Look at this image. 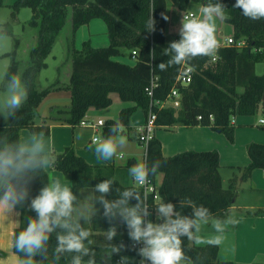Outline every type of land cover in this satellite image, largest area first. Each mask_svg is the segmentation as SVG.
<instances>
[{"label": "trees", "instance_id": "obj_1", "mask_svg": "<svg viewBox=\"0 0 264 264\" xmlns=\"http://www.w3.org/2000/svg\"><path fill=\"white\" fill-rule=\"evenodd\" d=\"M177 1L180 8L186 9L190 3H203L207 0ZM211 2H220L226 6L230 18L224 21L233 24L237 42L219 47L214 55L217 56L216 60H213L214 56H202L188 63L194 68L193 79L189 84H183L177 81L183 64L169 67L166 71L158 68L160 63L169 59L163 54V50L170 42L180 39L177 34L173 40H167L168 19L163 18L167 16V0H15L11 4L12 19H17L21 7H30L33 11L30 22L37 27L39 39L31 49L30 58L25 66L18 56L19 38L15 39L13 50L7 53L12 57L7 72L9 75L21 74L28 85L29 94L26 103L17 112L16 120L7 122L8 128L0 116V135L6 134L10 139H15L20 137L22 128H28L32 132L50 133V125L37 124L35 121L38 107L52 90L67 88L72 91L71 105L54 107L52 118L55 120L77 125L90 108L101 109L111 105L113 103L111 94L116 92L124 102L134 103L131 106H124L119 114V122L128 128V131L132 128V115L141 108L146 120L150 112L156 113V128L209 125L215 131L224 133L230 140H234L233 117L236 114H256L260 108H264V74L256 72V64L264 60V20L253 21L244 17L239 8L233 7L236 0ZM4 5L5 1L0 0V9ZM150 16L155 20V31L151 32L146 30V22ZM69 18L72 21V33L68 40L70 82L65 83L60 78L62 67H59L58 78L47 86L42 85L40 73L47 67V58ZM94 18H102L106 22L110 44L94 47L90 40H86L82 47L78 48L76 46L78 29ZM4 29L8 34H13L12 23L8 22ZM241 40H245L246 45H238ZM126 48L130 50L131 55L133 50L138 52L133 64L117 59L124 54L123 50ZM152 84L153 93L150 95L147 87ZM174 87L179 91L181 105L160 106L158 102L164 101ZM114 123L106 121L104 136L108 135L109 128ZM249 153L252 162L246 167H240L243 179L252 176L254 169L264 168V144L252 142L249 145ZM57 155L58 164L55 168L72 177V191L77 196L82 188H93L95 184L108 178H115L116 181L108 199L117 198L115 188L133 186L118 180L113 164H92L72 146L66 147ZM147 160L149 166L156 160L161 161L160 169L152 177L156 181V177L162 175L159 186L161 199L176 205L175 210L180 211L182 215H192L190 208H180L179 202L185 198L209 208L216 217L223 218L226 213L230 214L238 192L239 176H233L229 187L224 188L218 150H187L165 156L160 139L154 135L148 145ZM137 162L139 161L131 159L129 165ZM46 183L45 174L33 180L28 203L39 194ZM131 203L135 204L136 201L133 199ZM17 209L20 211L21 219L14 234L27 226L29 216H36L34 211L28 209L27 204L24 207L18 206ZM262 212L264 213V210L246 211L249 215L263 214ZM114 223L118 235L110 243L114 245L123 243L128 250L112 254L110 261L106 258L101 259L106 249L102 233L110 227L107 219L103 217L102 208L86 226L93 233L92 247L97 252V264H116L121 255H138L137 248L132 247L133 241L128 236L126 226L119 219ZM183 240L186 254L193 259L197 256L204 258L203 264H234L232 260L220 259L219 246H197L186 238ZM56 243L54 233L49 241V253ZM35 259L39 261L42 257L37 256ZM60 264H67V260L62 259Z\"/></svg>", "mask_w": 264, "mask_h": 264}, {"label": "clouds", "instance_id": "obj_2", "mask_svg": "<svg viewBox=\"0 0 264 264\" xmlns=\"http://www.w3.org/2000/svg\"><path fill=\"white\" fill-rule=\"evenodd\" d=\"M234 8H239L244 17L257 21L264 20V0H236ZM165 20L167 16L163 17ZM226 6L220 2L202 4L197 12L183 14L179 29L180 39L169 43L163 54L169 59L158 65L166 71L174 65L188 64L197 57L214 56L219 47L217 40V21L229 19ZM147 31H155L152 16L146 22ZM10 37L0 27V42L7 44ZM154 58V51L152 53ZM5 83L0 94V116L7 123L16 120L17 112L28 99V85L20 74L4 73ZM79 138V137H78ZM128 144L125 127L119 122L110 126L107 136L94 135L91 144L98 160L109 161L123 158L121 151ZM58 164V155L50 137L44 131L31 132L27 136L10 139L0 135V214L10 216L17 207L27 204L29 210L36 213L28 217L27 226L14 234L12 250L15 249V264H97V252L93 233L85 225L89 224L103 209V217L110 227L103 231L106 249L101 259L111 260L112 254L128 250L121 243L110 242L118 235L115 221L119 219L127 228L133 241L132 247L142 245L137 254L140 264H203L197 256L187 255L183 246L186 238L197 246L217 247L223 243L228 226H234L238 220L231 214L223 218L213 215L204 205H197L191 199L180 200V208H190L191 216L176 211V205L160 199L155 202L157 220L154 223L146 219L151 215L146 193L140 189L147 185L150 176H155L161 167L156 160L150 166L146 160H140L128 169L133 186L115 188L116 199H108L116 183L115 178L104 179L91 188L89 194L78 198L65 178L50 175V169ZM47 176V183L39 194L29 201L30 185L41 175ZM83 192V191H81ZM143 193V195H142ZM136 203L132 204L131 201ZM83 221V224L81 223ZM211 225L212 233L202 235V229ZM55 233L56 245L49 253V241ZM41 256V260L35 257ZM87 258V259H85ZM116 264H130L128 256L121 255Z\"/></svg>", "mask_w": 264, "mask_h": 264}, {"label": "crops", "instance_id": "obj_3", "mask_svg": "<svg viewBox=\"0 0 264 264\" xmlns=\"http://www.w3.org/2000/svg\"><path fill=\"white\" fill-rule=\"evenodd\" d=\"M93 23L95 26L94 29H96V26L102 27V23H100L97 18H94L89 23L82 25L85 26V28L90 26V32L86 31V35L82 36L81 41H85L86 39H90V41L93 40V38L90 37V33L92 32L91 25ZM104 33H106L103 38L104 42L99 43H108L106 44L107 46L110 44V37L106 22L104 25ZM132 60L133 62L131 64H133L136 59ZM70 77V67L64 73L61 71L60 78L65 83L70 82ZM40 82L44 85L41 80ZM59 94L62 93L60 91H54V93H49L44 97L38 107L35 119L37 124L50 125V133L46 134V136L51 138L56 153H61L66 147L72 146L80 155L92 164H112L111 161H102L97 159L94 152L95 145H92V147L89 148V145L91 144V137L94 135H104V127L100 126L97 132L96 129L92 127L73 125L52 118V109L54 107L70 106V104L68 106L61 104ZM111 96L114 101L118 98L117 96H119V94L114 92ZM120 102L121 108L119 110V114L124 106L134 105L133 102H124L121 98ZM49 108L51 112H49ZM99 111L100 109L92 107L86 114V117L91 120H98L99 118H102L97 115V112ZM256 114H236L233 117V123L235 124L234 140H230L226 134L215 131L209 125H176L172 128L164 127L167 129L162 131H157L158 127L155 132V135L161 141L162 152L165 156H172L187 150H218L220 153L221 164L220 173L223 179L224 188L229 187L233 176H239L237 196L230 211V214L234 215V217L238 220V223L234 226L230 225L227 227V230L224 233L223 243L219 245L220 259L232 260L234 264H264V213L262 212L263 214L260 213L256 215H249L246 213L248 210H264V168L258 167L254 169L252 176L248 179H243L241 177L242 170L240 169V167H246L252 162V158L249 153V145L252 142L264 144V122L261 121L264 117L256 119ZM145 121L146 118L144 113H142L141 119H138L137 122L132 118V128L128 131L130 138H136V128ZM31 132L32 131L28 128H22L20 130V136H27ZM113 159L115 160V158ZM118 159H125L127 162L131 160V158L124 152L123 158ZM121 166L126 165L122 164ZM120 171L121 169L119 168L116 175L120 182L126 185L134 183L131 181H122V173ZM51 174L55 177H64L66 182L72 188L73 182L70 175L64 174L55 167L50 169V175ZM161 180L162 175L159 174L156 177V183L158 186H160ZM226 181L227 185L225 184ZM88 191L89 190L82 188L78 194V198L81 194L82 198L87 196L90 192ZM20 219L21 214L18 209H16L10 216L0 214V264H4L8 261H12L13 264H15L16 257L14 249L12 250V241L14 230L20 224ZM153 222L160 223V220L154 218ZM208 226L210 229L211 225ZM210 233H212V231H203L202 235H208Z\"/></svg>", "mask_w": 264, "mask_h": 264}, {"label": "rangeland", "instance_id": "obj_4", "mask_svg": "<svg viewBox=\"0 0 264 264\" xmlns=\"http://www.w3.org/2000/svg\"><path fill=\"white\" fill-rule=\"evenodd\" d=\"M5 5L2 6L0 9V27L5 28L8 24V22L12 23L13 28V34H8L10 37L9 42L7 44H4L0 42V94L3 93L2 86L5 83L4 73L5 71H8L11 63H12V57L7 55L8 52L12 51L15 45V39H20V46H19V59L23 61V65L25 66L28 63V60L30 58V52L31 49L38 43V30L37 27L33 26L30 22L33 11L30 7L23 6L21 7L20 11L18 12V16L16 20H13L11 17L12 7L11 4L15 2V0H4ZM210 1H206L203 3H190L186 9H182L178 5L177 0H167V17H168V24L166 28V37L168 41H171L174 39V37L179 34V29L181 27V20L183 17V14H187L188 12H197L198 8L202 4H206ZM97 20L102 23V27L94 26V23L91 25V33L90 37L93 38L91 41L92 46H106L104 43L103 38L105 37L106 33H104V25L105 22L102 18H97ZM96 25V24H95ZM84 28H79V31H77L76 35V46L78 48H81L83 41H81L82 36L86 35V31H89V27L85 28V26H81ZM101 28V29H100ZM72 33V21L71 18H69L66 22L65 27L63 28L62 32L60 33L54 48L51 52V54L47 58V67L42 69L40 73V80L44 83L45 86H47L49 83L54 82L58 78V68L62 67V73H64L69 67L71 71V61L69 59V53H68V40ZM234 36V26L232 23L227 21H217V40L218 43H224V40L228 37ZM88 38V37H87ZM106 39V38H105ZM88 40V39H86ZM85 40V41H86ZM90 40V39H89ZM82 43V44H81ZM100 44V45H99ZM102 44V45H101ZM124 54L117 57V59L132 63L133 60L130 57V50L124 49ZM264 53V49H263ZM23 66V67H24ZM23 70V69H22ZM256 72L257 74H264V60L260 61L256 64ZM21 75V74H20ZM54 91H60L62 94H59V98L61 99V104L68 106L71 105L72 102V91L71 89H59ZM52 90L49 93H54ZM68 91V93H67ZM48 93V94H49ZM47 94V95H48ZM46 95V96H47ZM118 98L113 101V103L105 108H101L99 112H97L98 116L102 117L103 119L107 121H114L115 123L119 122V110L121 108L120 106V98ZM64 107V106H62ZM49 112H51L49 108ZM142 109L138 108L134 114L132 115V118L134 121L137 122V120L141 119L142 117ZM261 117H264V108H260L259 112L256 114V119H259ZM120 123V122H119ZM121 124V123H120ZM126 134L128 136V144L125 148H123L121 151L124 152L127 156H129L131 159L140 161L144 160L145 153H146V145L143 144L141 140H138L137 138H130L128 135V128H126ZM167 128L159 127L157 131H162ZM112 162V164L115 166V174L117 175V172L119 168L121 169V180L124 182L132 181V178L128 174V169L131 167L129 165V162L125 159H118L115 158L112 160H109ZM122 164H125L126 166H121ZM225 172V171H224ZM52 175V174H51ZM117 177V176H116ZM118 178V177H117ZM227 185V181L225 183ZM86 190H91V188H84ZM88 191V192H89ZM80 195L79 198L81 197ZM157 218V214H156ZM83 224V221H81ZM89 224L85 225L88 226ZM203 231L211 232L213 231L212 228L209 229V226H206L202 229ZM130 258V264H137L138 257L136 255H125ZM12 261L5 262L4 264H13Z\"/></svg>", "mask_w": 264, "mask_h": 264}, {"label": "built area", "instance_id": "obj_5", "mask_svg": "<svg viewBox=\"0 0 264 264\" xmlns=\"http://www.w3.org/2000/svg\"><path fill=\"white\" fill-rule=\"evenodd\" d=\"M236 42L237 41H236L235 37L231 36V37L226 38L224 40V43L219 44V47L226 46V45H232V44H235ZM238 45L244 46V45H246V41L241 40L238 42ZM137 55H138L137 50H133L131 58L136 59ZM216 59H217V56H214L213 60H216ZM193 74H194V68L189 64H183L181 69H180L179 75L177 77V81L180 83H183V84H189L193 79ZM153 86H154V84L147 87V90H148L150 95H152V93H153ZM158 103L162 107L168 106V105H172L174 107H179L181 105V100L179 97V91H178L177 87H174L171 90L168 97L164 101L158 102ZM156 117H157L156 113L150 112L148 119L143 124H141L140 126H138L136 128V138L138 140H141L143 142V144L146 145V153H145L144 160H146L147 162H148V160H147L148 145H149L150 140L154 137L155 132H156V127H157L156 126ZM200 118H201V116H200ZM261 121L264 122V119H261ZM77 125L92 127L94 129H96V131H97L100 126L104 127L106 125V121L102 118H99L98 120H91L85 116ZM141 189L147 195V201L146 202L148 203L149 211L151 212V215L149 217H147L146 219L151 220L153 222V219L156 218V211H155L154 203L159 202V200L161 199L160 188L157 185L154 178L152 176H150L148 184L143 186ZM141 246L142 245H136L135 247L138 250V248ZM137 257H138L137 264H140L141 257L139 255H137ZM145 264H147V262H145Z\"/></svg>", "mask_w": 264, "mask_h": 264}]
</instances>
